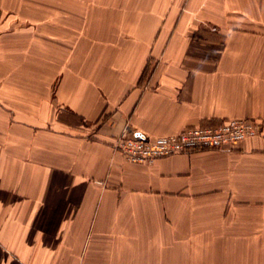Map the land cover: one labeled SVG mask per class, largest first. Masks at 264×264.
I'll use <instances>...</instances> for the list:
<instances>
[{
    "label": "crops",
    "instance_id": "0c3cea01",
    "mask_svg": "<svg viewBox=\"0 0 264 264\" xmlns=\"http://www.w3.org/2000/svg\"><path fill=\"white\" fill-rule=\"evenodd\" d=\"M0 264H264V0H0Z\"/></svg>",
    "mask_w": 264,
    "mask_h": 264
},
{
    "label": "built area",
    "instance_id": "2783aa9c",
    "mask_svg": "<svg viewBox=\"0 0 264 264\" xmlns=\"http://www.w3.org/2000/svg\"><path fill=\"white\" fill-rule=\"evenodd\" d=\"M260 130V123L253 118H228L217 124L189 126L154 138L123 134L117 139L115 148L129 162L150 164L175 154L222 149L240 143Z\"/></svg>",
    "mask_w": 264,
    "mask_h": 264
}]
</instances>
